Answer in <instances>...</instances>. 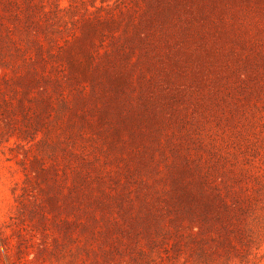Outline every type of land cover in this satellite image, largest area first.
I'll use <instances>...</instances> for the list:
<instances>
[{"label": "rangeland", "instance_id": "374dc122", "mask_svg": "<svg viewBox=\"0 0 264 264\" xmlns=\"http://www.w3.org/2000/svg\"><path fill=\"white\" fill-rule=\"evenodd\" d=\"M0 264H264V0H0Z\"/></svg>", "mask_w": 264, "mask_h": 264}]
</instances>
